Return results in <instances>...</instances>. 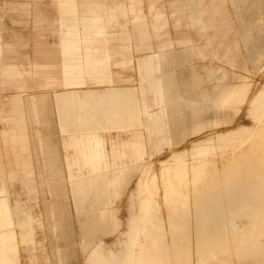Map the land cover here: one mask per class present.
Instances as JSON below:
<instances>
[{
	"label": "rangeland",
	"instance_id": "obj_1",
	"mask_svg": "<svg viewBox=\"0 0 264 264\" xmlns=\"http://www.w3.org/2000/svg\"><path fill=\"white\" fill-rule=\"evenodd\" d=\"M91 1L75 0L77 17L83 13V4ZM139 1L148 24L152 5L164 13L166 25L157 33L149 27L151 51H136L134 39L128 53L115 51L114 60L127 55L134 58L131 67L111 66L114 74L131 80L115 85L137 87L136 59L157 51L163 43L190 38L194 45L203 47L202 56L174 53L162 66L173 91L167 105L169 143L161 145L151 160L145 158L141 168L127 171L121 195L104 207L111 213L103 220L110 231L96 233L93 243H87L82 233L87 219L75 209L69 187L50 193L52 185L37 183L38 162L33 163L35 184L9 187L12 203L18 199L42 222L34 227V248L19 246V262L264 264V7L252 4L253 0H194L193 4L190 0ZM59 3L0 0V128L8 127L4 119L17 93L23 99L42 95L54 99V92L61 90L42 87L52 78L57 83L61 80L58 29L68 16ZM195 4L207 8L206 31L191 24L190 10ZM128 28L131 37H136L132 27ZM118 35L109 36L110 48L119 49L125 43ZM173 50L181 47L175 45ZM35 64L46 67L38 69ZM4 65H15L21 76L6 82ZM191 68L199 84L194 89ZM223 73L227 77L218 80ZM219 83L248 84L240 89L239 106L214 107L218 92L214 86ZM201 95L208 97L202 100ZM190 101H199L197 108L202 111L198 116L193 117ZM236 107L238 113L233 110ZM22 121L34 125L38 117H23ZM198 123L202 126L193 132ZM37 138L33 131L26 138L35 153L42 150L40 144L33 143ZM147 150L150 152V146ZM43 151L58 153L60 146L48 143ZM44 177L50 178L48 174ZM31 188L37 193H29ZM5 202L0 209L6 208ZM90 202L83 214L93 211Z\"/></svg>",
	"mask_w": 264,
	"mask_h": 264
},
{
	"label": "crops",
	"instance_id": "obj_2",
	"mask_svg": "<svg viewBox=\"0 0 264 264\" xmlns=\"http://www.w3.org/2000/svg\"><path fill=\"white\" fill-rule=\"evenodd\" d=\"M193 1L190 0V4ZM59 2L64 15L68 16L60 21L58 29L61 80L57 83L52 78L42 87L57 86L61 90L54 92V99H45L44 95L23 99L21 93H17L12 97L17 104L13 103L11 112L4 119L8 127L0 128V206L2 201H6V208L0 209V264H20L19 246L34 248V227L42 225L21 201L14 199L12 203L9 188L35 184L33 168L36 166L33 163L38 162L37 183L52 185L50 193L63 192L64 185L69 187L75 209L87 219L82 232L87 243L95 241L96 233L110 231V226L103 221L108 216L104 207L121 195L120 188L127 171L141 168L145 158L151 160L161 145L169 143L167 105L173 99V91L170 76L162 73L163 64L174 53L202 56L203 47L194 45L190 38L163 43L157 51L136 59L137 87L117 86L116 83H129L131 80L114 74L111 66L131 67L134 58L127 55L120 61L114 60L115 51L128 53L133 39L136 51H151L149 27L155 33L161 31L166 25L164 13L151 5L148 24L147 16L138 6L139 0H111L110 3L93 0L83 4V13L77 17L75 0ZM257 3L264 7V1H252L254 5ZM190 11L191 24L206 31L209 28V23L204 20L207 8L201 9L195 4ZM216 12L217 8H214L213 15ZM129 26L136 37H131ZM115 34L125 42L119 49L110 48L109 36ZM175 45L181 50H173ZM35 66L38 69L46 67ZM2 74L8 82L22 73L15 65H4ZM189 75L193 81L191 88L198 87L193 68ZM226 77L227 74L223 73L218 80ZM246 85L219 83L214 86L218 90L214 107L239 106L240 89ZM174 95L178 97L179 93ZM207 97L201 95L202 100ZM198 102L190 101L193 117L202 111L197 108ZM233 110L238 113L239 107ZM33 115L38 117L34 125L21 122L23 117ZM201 126L196 124L193 132ZM32 131L34 135L38 134L33 143L41 145V153L31 150L30 140L26 141ZM56 138L58 141H53ZM16 143L22 148L18 144L16 147ZM48 143L60 146V152L47 154L43 145ZM45 174L50 178L45 179ZM29 193L37 191L31 188ZM90 200L93 211L83 214L85 204ZM64 238L68 239L65 235Z\"/></svg>",
	"mask_w": 264,
	"mask_h": 264
},
{
	"label": "bare ground",
	"instance_id": "obj_3",
	"mask_svg": "<svg viewBox=\"0 0 264 264\" xmlns=\"http://www.w3.org/2000/svg\"><path fill=\"white\" fill-rule=\"evenodd\" d=\"M171 169V168H170ZM178 172V171H177ZM187 172V171H186ZM176 174V173H175ZM179 174V173H178ZM175 176V175H174ZM171 177V176H170ZM169 177V178H170ZM178 178V177H177ZM173 184V183H172ZM175 185V184H174ZM179 185H180V183H179ZM181 186V185H180ZM173 187V186H172ZM177 188H179V187H177ZM180 189V188H179ZM183 189V188H182ZM175 190H177V189H175ZM164 191V190H163ZM179 191V190H178ZM169 195V194H168ZM177 200V199H176ZM182 200V199H181ZM152 247V246H151ZM145 251V250H144ZM146 258V257H145ZM150 258V257H149Z\"/></svg>",
	"mask_w": 264,
	"mask_h": 264
}]
</instances>
